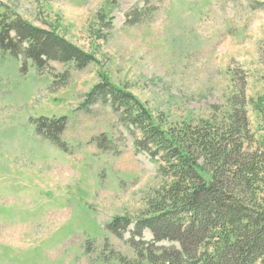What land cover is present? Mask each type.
<instances>
[{
  "label": "rangeland",
  "instance_id": "374dc122",
  "mask_svg": "<svg viewBox=\"0 0 264 264\" xmlns=\"http://www.w3.org/2000/svg\"><path fill=\"white\" fill-rule=\"evenodd\" d=\"M2 1L96 60L25 71L0 52V264H139L133 225L122 238L108 225L141 214L159 165L110 103L85 95L103 73L175 123L226 112L241 88L264 98V0ZM62 116L60 147L38 127Z\"/></svg>",
  "mask_w": 264,
  "mask_h": 264
},
{
  "label": "trees",
  "instance_id": "16d2710c",
  "mask_svg": "<svg viewBox=\"0 0 264 264\" xmlns=\"http://www.w3.org/2000/svg\"><path fill=\"white\" fill-rule=\"evenodd\" d=\"M0 52L22 59L25 71L28 60L40 72H51L55 61L83 69L96 60L55 27L33 24L2 0ZM100 75L102 80L85 95L86 104L110 103L136 132V151L159 165L162 178L137 218L115 216L108 225L120 238L133 225L129 243L135 261L264 264V98L250 100L241 88L226 112L214 108L207 117L175 123ZM39 121L38 133L63 147L60 134L67 117ZM146 231L151 239L145 238Z\"/></svg>",
  "mask_w": 264,
  "mask_h": 264
},
{
  "label": "bare ground",
  "instance_id": "6f19581e",
  "mask_svg": "<svg viewBox=\"0 0 264 264\" xmlns=\"http://www.w3.org/2000/svg\"><path fill=\"white\" fill-rule=\"evenodd\" d=\"M135 222V221H134Z\"/></svg>",
  "mask_w": 264,
  "mask_h": 264
}]
</instances>
